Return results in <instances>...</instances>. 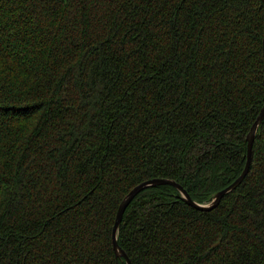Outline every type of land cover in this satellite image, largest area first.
<instances>
[{
	"label": "trees",
	"instance_id": "1",
	"mask_svg": "<svg viewBox=\"0 0 264 264\" xmlns=\"http://www.w3.org/2000/svg\"><path fill=\"white\" fill-rule=\"evenodd\" d=\"M262 0H0V264H127L137 184L232 183L264 104ZM140 190L131 264H264V117L212 209Z\"/></svg>",
	"mask_w": 264,
	"mask_h": 264
},
{
	"label": "water",
	"instance_id": "2",
	"mask_svg": "<svg viewBox=\"0 0 264 264\" xmlns=\"http://www.w3.org/2000/svg\"><path fill=\"white\" fill-rule=\"evenodd\" d=\"M262 2L264 3V0H262ZM262 50H263V65H264V34H263V40H262ZM264 117V104L258 114V116L256 117V119L254 120V122L252 123L250 130L246 136V140H247V154H246V163L245 166L243 168V171L241 172V174L232 182L230 183L228 186L224 187L223 189L215 192L209 199L208 203H198L195 202L194 200H192L190 198V196L188 195V193L186 192V190H184L182 188V186H180L179 184H177L176 182H174L171 179H166V178H152V179H148L145 180L139 184H137L136 186H134L125 196L124 198L121 200L118 208H117V212H116V216H115V220H114V224L112 227V231H111V237H112V248L114 251V254L116 257H123L127 264H131L130 260L128 259L125 251L118 245L117 243V232H118V228L120 226V222L122 219V215L123 212L125 210V208L127 207V205L129 204V202L131 201V199L143 188L148 187L150 185H158V184H171L174 185L180 192V196L182 197V199H184L188 204L192 205L195 208L201 209V210H208V209H212L214 206H216V204L220 201L221 197L226 194L227 192L231 191L232 189H234L243 179V177L245 176L246 172L248 171L250 162H251V156H252V143H253V139L256 133V130L262 120V118Z\"/></svg>",
	"mask_w": 264,
	"mask_h": 264
},
{
	"label": "bare ground",
	"instance_id": "3",
	"mask_svg": "<svg viewBox=\"0 0 264 264\" xmlns=\"http://www.w3.org/2000/svg\"><path fill=\"white\" fill-rule=\"evenodd\" d=\"M208 203V202H207Z\"/></svg>",
	"mask_w": 264,
	"mask_h": 264
}]
</instances>
